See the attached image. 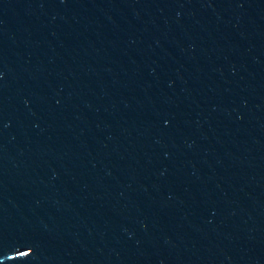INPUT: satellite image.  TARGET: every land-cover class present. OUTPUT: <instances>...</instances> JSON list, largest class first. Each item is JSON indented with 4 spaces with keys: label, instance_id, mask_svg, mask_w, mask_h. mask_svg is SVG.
Masks as SVG:
<instances>
[{
    "label": "water",
    "instance_id": "water-1",
    "mask_svg": "<svg viewBox=\"0 0 264 264\" xmlns=\"http://www.w3.org/2000/svg\"><path fill=\"white\" fill-rule=\"evenodd\" d=\"M0 264H264V0H0Z\"/></svg>",
    "mask_w": 264,
    "mask_h": 264
}]
</instances>
